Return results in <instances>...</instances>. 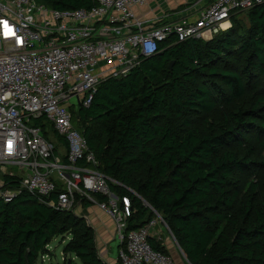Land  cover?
Listing matches in <instances>:
<instances>
[{"label":"trees","instance_id":"1","mask_svg":"<svg viewBox=\"0 0 264 264\" xmlns=\"http://www.w3.org/2000/svg\"><path fill=\"white\" fill-rule=\"evenodd\" d=\"M241 14L212 39L161 43L127 75L102 81L74 115L94 167L115 180L119 202L131 200L128 229L160 215L193 264H264V4L248 10L247 25ZM0 189L15 192L0 196V264H38L58 236H70L66 255L109 264L86 218L50 204L57 193H32L8 173ZM150 243L167 253L153 236Z\"/></svg>","mask_w":264,"mask_h":264},{"label":"built area","instance_id":"2","mask_svg":"<svg viewBox=\"0 0 264 264\" xmlns=\"http://www.w3.org/2000/svg\"><path fill=\"white\" fill-rule=\"evenodd\" d=\"M93 1L90 8L55 9L37 0H0V172L26 169L22 186L43 197L57 193L49 202L64 210L75 211L78 196L95 201L92 194H103L107 200L97 203L115 222L122 264H179L150 243L164 223L160 215L128 229L131 200L119 202L109 183L115 180L94 167L96 154L74 122L71 100L89 106L102 81L127 75L161 43L212 39L234 15L264 0H201L195 16L155 22L136 14L147 0ZM50 130L65 141L67 161L57 156ZM14 195L0 189L6 201Z\"/></svg>","mask_w":264,"mask_h":264},{"label":"crops","instance_id":"3","mask_svg":"<svg viewBox=\"0 0 264 264\" xmlns=\"http://www.w3.org/2000/svg\"><path fill=\"white\" fill-rule=\"evenodd\" d=\"M203 5L204 3L201 0H147L145 5L135 7V11L138 16L149 19L151 22L166 18L179 20L187 16L197 15ZM231 24L232 22H227L225 26ZM50 138L56 143L57 156H59L64 162L67 161V145L63 138L60 139V136L54 137L53 134L50 135ZM8 171H13L15 175L20 177L25 176L27 173L26 169H21L19 167H14L13 170ZM4 174L6 173H3V176ZM3 176L0 180V188L3 185ZM52 177L56 178V174H53ZM84 198L85 197H81V199L77 201L75 212L86 218L88 223L95 229L97 247L100 246L104 249L101 252L99 250L102 259L109 264H119L117 258L111 256L113 255V242L117 240L116 226L113 218L107 211L99 206L97 199L92 201L87 198L84 200ZM152 236L165 247L167 253H169L177 263L183 264L187 261L188 258L177 242L175 246H173L172 243L163 241L160 233L156 234L154 233V230L152 231ZM69 238L70 236H67V240H69Z\"/></svg>","mask_w":264,"mask_h":264},{"label":"rangeland","instance_id":"4","mask_svg":"<svg viewBox=\"0 0 264 264\" xmlns=\"http://www.w3.org/2000/svg\"><path fill=\"white\" fill-rule=\"evenodd\" d=\"M242 14L239 16V19L243 22V24L247 25L249 22V15H248V10H245L241 12ZM226 24V23H225ZM223 24V30L228 29L231 27V25L225 26ZM76 122V121H75ZM50 135L53 134L54 137H58L57 134L53 133V131L50 130ZM16 167V166H15ZM8 170H13V166H8ZM18 168V167H17ZM3 173H6L4 171L0 172V180L2 179ZM2 175V176H1ZM58 180V178H54ZM94 198L96 199L95 195L92 194ZM165 223H159L157 226L153 229L154 233L158 234L160 233V236L163 241H166L167 243H172L173 246L176 244L175 238H173L172 233L165 227ZM95 231V229H94ZM67 237H56L52 240L50 243V252L44 256L41 257V259L38 261V264H83L80 259L74 255L71 254H65L63 251L64 245L67 242ZM118 247H119V241L115 240L112 245L113 249V256L114 258H117V261L119 264H121V261L119 260L118 257ZM98 250L103 251L100 246L98 247Z\"/></svg>","mask_w":264,"mask_h":264},{"label":"water","instance_id":"5","mask_svg":"<svg viewBox=\"0 0 264 264\" xmlns=\"http://www.w3.org/2000/svg\"><path fill=\"white\" fill-rule=\"evenodd\" d=\"M174 64V62L172 61L171 63V66ZM71 103L75 105V114L77 115V117L79 116V111L80 109L82 108V104L81 102L79 101L78 98L76 99H72L71 100Z\"/></svg>","mask_w":264,"mask_h":264}]
</instances>
